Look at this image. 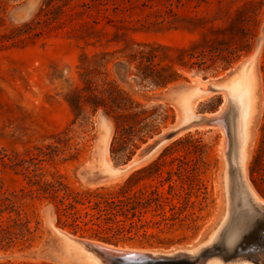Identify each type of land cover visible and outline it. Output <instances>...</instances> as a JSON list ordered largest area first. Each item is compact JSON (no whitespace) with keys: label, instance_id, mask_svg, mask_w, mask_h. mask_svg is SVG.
Here are the masks:
<instances>
[{"label":"rangeland","instance_id":"374dc122","mask_svg":"<svg viewBox=\"0 0 264 264\" xmlns=\"http://www.w3.org/2000/svg\"><path fill=\"white\" fill-rule=\"evenodd\" d=\"M258 44L254 75L260 107L244 177L252 194L264 200L250 177L264 135V0H0V201L16 197L17 211L28 222L24 237L0 244V264H78L63 255L53 227L116 249L165 253L190 247L209 231L215 236L217 223L226 219L224 205L233 219L223 232L241 231L233 179L224 204L221 177H228L227 159H234L232 130L224 135L204 120L222 107V93L198 100L195 127L178 131L115 179L101 177L99 120L110 126L107 159L120 167L181 121L177 101L185 87L195 79L232 80ZM210 49L216 50L213 61ZM139 55L151 58L152 69L168 78L165 85L142 78ZM114 102H124L126 109H116ZM232 110L226 106L222 114L227 126ZM112 116L119 118L117 127ZM129 179L131 192L156 190L166 200L134 219L132 233L111 242L93 238L90 226L75 232L55 214L53 200L37 193L54 184L58 198L108 197ZM163 214L171 220L162 223Z\"/></svg>","mask_w":264,"mask_h":264},{"label":"bare ground","instance_id":"6f19581e","mask_svg":"<svg viewBox=\"0 0 264 264\" xmlns=\"http://www.w3.org/2000/svg\"><path fill=\"white\" fill-rule=\"evenodd\" d=\"M257 54H258V50H256L254 53H252L249 56L247 61L243 64V66L239 69V71H237V73L235 74V77L232 80H226V82H220V83H211V82L201 81L199 79H195V80L193 79L194 83H191V84H194V85L192 87H185L184 88L186 90L185 93L180 97V100L177 101V104L179 105L181 112H182V119L180 122H178L173 127V129L176 130L177 132L185 128H190L189 130H191V127H193L195 123L198 122V120H200V116L196 115L195 112H193L194 106L197 104L198 100H200L203 97H207L213 93L214 94L222 93L225 98L224 104L222 105V107L219 109V111L216 114L206 115L204 120L207 125L218 128L222 133H224V135L226 133V130H228L229 127L231 128L232 135H233L232 145L235 148L234 151L236 152L237 165L240 168L244 181H245V177H244L245 163L247 161L248 154H249L252 141H253V129H254L253 124L258 115L259 107H260L258 103V96L256 93V88H257L256 81L257 80L254 75V63H255ZM226 106H231L233 109L232 110V122L230 126L226 125L225 120L223 119V116H222ZM99 125H100V137H99L100 151H99V161H98L99 168L105 174L110 176L112 179H115L116 177L118 178L117 176L118 173L116 170H114L113 166L107 159V156H108L107 144H108L109 136H110V126L105 118H100ZM200 128L202 127L200 126ZM183 132H186V131H183ZM226 147H227V142H226V139H224L221 145V148H222L221 152H223L222 156L224 157V161H226L225 160ZM141 148L143 147L141 146ZM231 157H232V153H231ZM226 175L228 176V174ZM221 177H222V186L224 189L223 192H225L224 204H226L228 177H225V178L223 176ZM231 187L232 186H230V188ZM248 189H249L250 195L253 198H256L252 194L249 187ZM234 195L236 194H233V196ZM226 207L227 206L223 205V215H225L224 213L227 210ZM53 230L55 234L59 237L60 245H61V248L63 249V255L67 259H70L73 262H77L78 264H105V262L101 260L100 256L96 255L90 250L85 249L83 246L84 243L93 244L95 246H98L101 249L105 250V252L110 253L109 255L114 254L117 251H120L121 254H123L127 258L132 257V256H138L137 255L138 251L136 250H132V249L126 250L123 248L114 249L110 247L111 245L105 246L101 244L100 242L96 243L95 241L89 242L91 240H88V241L86 240L87 242L82 241L83 239L79 240V238L77 239L75 237H72L66 234L65 232L59 231L58 229L54 227H53ZM213 237L214 236L212 234L210 236V240ZM247 251L251 253L252 255H254V257H256L257 260L259 261L264 260V234L263 233L259 234V239L256 244L247 247ZM205 264H225V263L217 258H214V259L208 260ZM234 264H253V263L240 260V261H235Z\"/></svg>","mask_w":264,"mask_h":264},{"label":"trees","instance_id":"16d2710c","mask_svg":"<svg viewBox=\"0 0 264 264\" xmlns=\"http://www.w3.org/2000/svg\"><path fill=\"white\" fill-rule=\"evenodd\" d=\"M215 52L216 50L214 49L208 51L209 61H213V57L215 56L212 54ZM207 55L203 53L202 59L207 57ZM138 59L139 66L143 67V72H141L143 79H150L151 83L155 85H165L168 82V78L161 76V74L152 69L150 57L146 58L143 55H139ZM203 64L205 63H200V65ZM114 104L116 105V109H126L124 102H114ZM109 114L110 112H107V115ZM112 118L117 127L119 118L114 116ZM123 135H128V133H123ZM261 170L264 172V135L250 169L252 184L259 195L264 198V190L261 188L264 178H253L254 174H258ZM130 181L131 179L127 181L126 185L120 187L108 197H103L96 193H75L58 198L55 196V193L59 191V188L58 185L54 184L39 187L37 193L48 195L53 200L55 203V214L62 216L65 219L64 223L70 221L68 226L72 227L75 232L82 230V227L90 226L88 230L91 231L93 238L103 242H111L121 239L119 238L120 236L132 233L133 229H135V224L132 222L134 219L140 221V217L151 207L155 209L162 208V203L166 200L156 190L147 191L145 189L138 193L131 192ZM21 192L24 194L23 191ZM16 205V197L13 196L5 197L0 201V244H4L6 247L15 242L19 237H24L25 233L28 232L26 227L28 222L20 217ZM174 209L173 206L171 210ZM3 213H7L8 216L4 218ZM12 214H14V218L11 217ZM169 220L171 219L165 217L164 214L161 215L162 223H167ZM127 221H129V224L125 225ZM142 228L143 226L139 227V229Z\"/></svg>","mask_w":264,"mask_h":264},{"label":"water","instance_id":"95a60500","mask_svg":"<svg viewBox=\"0 0 264 264\" xmlns=\"http://www.w3.org/2000/svg\"><path fill=\"white\" fill-rule=\"evenodd\" d=\"M256 50H259V44ZM176 133L177 131L173 128L169 131L163 132L157 138L152 139L150 144L146 145L143 149H140L139 153H135L132 157H130L129 161H127L125 164L120 167L113 166L114 170H116L118 173L117 176L125 174L135 165L150 157L153 152L158 150ZM100 173L102 175L101 177L112 179L102 170H100ZM227 174L228 184L229 178L232 177L233 187L236 189V193L239 198V205L237 207L238 216L236 217H239L238 221L240 222L243 221L241 219L245 220V223L239 222L240 226L245 225L244 227L242 226L243 228H241V231H229V233L223 232L226 222L229 219H233L232 216L230 218V211L227 209L226 219L221 225L217 223L216 226L220 227L212 240H210L209 231L200 239L198 243H195L190 247H182L177 250L165 253L138 251V256H132L128 258L121 254L120 251L109 255L110 253L105 252V250L93 244L84 243V248L100 256L101 260L105 262V264H205L208 260L214 258H217L224 263L244 260L253 264H264V260H257L254 255L247 251V247L258 242L259 234H264V200L256 193V198H253L250 195L248 186L246 185L240 168L237 165L235 151L234 159H227ZM251 226L254 227V231L242 238V232ZM217 239H220V242L214 244ZM103 245L109 246L106 244ZM110 247L116 249V247Z\"/></svg>","mask_w":264,"mask_h":264}]
</instances>
